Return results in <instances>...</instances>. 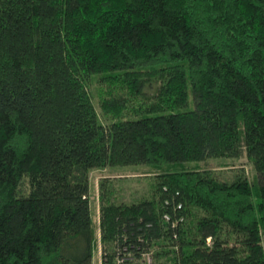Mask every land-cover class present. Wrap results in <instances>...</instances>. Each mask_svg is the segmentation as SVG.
<instances>
[{
    "label": "trees",
    "instance_id": "16d2710c",
    "mask_svg": "<svg viewBox=\"0 0 264 264\" xmlns=\"http://www.w3.org/2000/svg\"><path fill=\"white\" fill-rule=\"evenodd\" d=\"M243 155L255 182L184 166ZM140 165L149 197L101 181L91 207V171ZM98 244L101 264H264V0H0V264Z\"/></svg>",
    "mask_w": 264,
    "mask_h": 264
},
{
    "label": "rangeland",
    "instance_id": "374dc122",
    "mask_svg": "<svg viewBox=\"0 0 264 264\" xmlns=\"http://www.w3.org/2000/svg\"><path fill=\"white\" fill-rule=\"evenodd\" d=\"M94 95L93 101L98 113L99 119L103 122L104 118L98 110L95 97V89L91 87ZM193 107L191 94L189 93L188 105L186 110ZM187 168L197 167L199 169H209L222 179H231L236 173H243L250 181L255 182V171L248 158L243 155L240 158H215L208 159L199 163L185 164ZM149 168L143 165L128 166L119 168L96 169L89 174L90 183V199L91 207H98L96 201L99 194V184L105 182V190L109 196L116 199L118 202H132L135 200L147 198L150 195L152 174L148 172ZM93 223L95 217L92 215ZM96 263V259H93Z\"/></svg>",
    "mask_w": 264,
    "mask_h": 264
},
{
    "label": "built area",
    "instance_id": "2783aa9c",
    "mask_svg": "<svg viewBox=\"0 0 264 264\" xmlns=\"http://www.w3.org/2000/svg\"><path fill=\"white\" fill-rule=\"evenodd\" d=\"M143 256L145 258L146 264H151L152 260L149 257V254H144ZM132 261H133L132 260V257H130L129 255H127V256L118 258L117 264H131Z\"/></svg>",
    "mask_w": 264,
    "mask_h": 264
},
{
    "label": "crops",
    "instance_id": "0c3cea01",
    "mask_svg": "<svg viewBox=\"0 0 264 264\" xmlns=\"http://www.w3.org/2000/svg\"><path fill=\"white\" fill-rule=\"evenodd\" d=\"M98 218V209L96 211V219ZM96 259V263L95 264H101V247L100 245L98 244V246L96 247V249L94 250V253H93V257H92V264L93 263V259Z\"/></svg>",
    "mask_w": 264,
    "mask_h": 264
}]
</instances>
